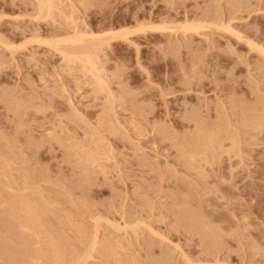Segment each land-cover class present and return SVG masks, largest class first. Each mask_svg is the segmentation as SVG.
I'll use <instances>...</instances> for the list:
<instances>
[{"label": "rangeland", "instance_id": "rangeland-1", "mask_svg": "<svg viewBox=\"0 0 264 264\" xmlns=\"http://www.w3.org/2000/svg\"><path fill=\"white\" fill-rule=\"evenodd\" d=\"M0 264H264V0H0Z\"/></svg>", "mask_w": 264, "mask_h": 264}, {"label": "bare ground", "instance_id": "bare-ground-1", "mask_svg": "<svg viewBox=\"0 0 264 264\" xmlns=\"http://www.w3.org/2000/svg\"><path fill=\"white\" fill-rule=\"evenodd\" d=\"M49 5H50V4H48V7H49ZM142 30H144V29H142ZM124 35H126V34H124ZM124 35H123V36L121 35V37H124Z\"/></svg>", "mask_w": 264, "mask_h": 264}]
</instances>
